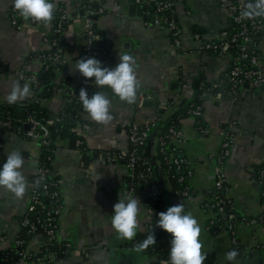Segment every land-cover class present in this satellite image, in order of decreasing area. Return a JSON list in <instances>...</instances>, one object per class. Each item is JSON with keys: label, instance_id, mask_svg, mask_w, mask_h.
<instances>
[{"label": "crops", "instance_id": "crops-1", "mask_svg": "<svg viewBox=\"0 0 264 264\" xmlns=\"http://www.w3.org/2000/svg\"><path fill=\"white\" fill-rule=\"evenodd\" d=\"M81 1L54 0V15L65 9L72 16L66 29L57 34L53 20L48 25L33 23L29 19L13 24L12 14L16 11L14 0H0V104H13L7 101L13 82L21 88L27 85L29 89L28 94L15 103L36 99V91L24 74L40 69L38 54L54 47L47 41L51 40L61 54L59 76L69 80L63 89L42 99L41 105L51 119L59 117L68 108L71 92L83 79L78 71H73L72 66L76 60L85 58L88 43ZM151 1L147 0L143 5L145 13L150 17L156 16L155 20L130 16L128 0H96V7L104 9L95 17L97 29L105 34V47L97 49L100 53L97 59L103 67L115 68L121 50L134 55L139 87L135 102L127 104L109 87L93 85L89 98L96 91H102L111 101L113 118L108 125H103L93 121L84 110L81 111L75 129L84 139L90 159L67 140L58 143L49 170L50 176L60 181L63 195L58 235L61 240L71 243L76 252L55 260L54 264H150L146 250L136 252L133 249L136 238L147 233L155 213L144 203L142 196L133 195L141 203L137 235L133 240L118 237L111 227V216L114 204L119 201V193H127L129 172L122 163L105 161L103 153L108 150L128 151L131 146L128 129L135 122H153L152 129L155 127V130L151 135L153 143L157 141L164 120L173 117L198 97L204 81L214 87L201 94L202 122L211 133L201 134L194 116L183 118L180 122L184 136L178 146L189 162L192 171L189 183L193 189L187 199L185 213L190 212L201 226L202 252L207 253L205 264H257L258 256L252 259L249 253L264 243V220L258 224L243 223L238 227L237 238L241 245L238 248L232 243L231 234L215 235L208 229L212 213L203 207V202L207 193L216 189L217 155L222 143L220 131L227 129L235 134V141L232 154L226 161L229 185L226 196L233 201L238 212L252 218L263 217L264 202L255 167L264 163V85L259 88L244 86L236 96L225 91L214 92L217 87L227 86L233 56L203 53L199 47L218 39L222 32L234 27L232 13L222 6L220 0H184L175 5V20L179 23L183 42L181 48L174 45L167 24L158 19ZM259 17L264 19V16ZM194 27L203 31L200 38L196 36ZM254 44L264 51V32L255 38ZM261 64L264 66V61ZM147 91L152 93L148 98L151 103H145L142 95ZM161 109H166L164 120L158 123ZM13 149L24 158L22 172L28 187L19 199L0 187L1 249L16 245L19 238L21 219L28 211L42 145L38 140L17 132L0 131V168ZM162 185L166 207L177 205L171 185L164 182ZM167 235L171 247L172 236ZM46 240L44 233L35 234L28 241L27 248L39 254ZM232 250H236L238 256L229 261L226 254ZM19 264L48 262L46 259L22 260Z\"/></svg>", "mask_w": 264, "mask_h": 264}, {"label": "built area", "instance_id": "built-area-1", "mask_svg": "<svg viewBox=\"0 0 264 264\" xmlns=\"http://www.w3.org/2000/svg\"><path fill=\"white\" fill-rule=\"evenodd\" d=\"M147 0H137L138 3L144 4ZM149 1V0H148ZM154 2V11L158 16V19L164 21L167 24L168 30L170 32V36L173 40L174 45L177 48H181L183 45L180 33V27L176 20L169 19L167 17H161L164 11L167 9H174L177 3L183 2L184 0H152ZM222 6L230 10L233 17V24L234 26L238 27V32L235 33L233 36L228 37V33L226 31L222 32V35L215 40L207 41L200 45L199 49L203 53L217 55L220 57H226L231 55L230 53V46L232 42H239L244 41L250 43L256 37V33L264 32V19L259 16H253L251 18L243 17L242 13L246 10L247 4L250 2L249 0H220ZM81 7L83 9L84 19H85V33L88 40V43L85 48L86 58L88 57H97L99 56V51L97 48L93 46V42L96 39H99L100 35L98 33L97 25H96V15L104 11L102 8L93 7L88 0L81 1ZM71 15L65 10L60 9L54 15L53 19V26L55 33H62L66 26L69 24L71 20ZM24 19L20 14L15 11L12 14V22L15 25H18L21 20ZM33 23H38L32 19H29ZM198 38H200L199 34H196ZM51 44L56 47V43L51 40ZM242 50H245L244 53H241L240 56L233 58V61L228 70V85L230 88L225 90L227 94L232 96H236L239 90L244 86H249L252 88H259L264 85V66L260 64V61H264V53L262 56L253 55L249 57V54L252 52L249 49H246L245 46H242ZM61 58V54L57 50L53 51H44L38 54V59L46 62V61H59ZM48 67V66H47ZM25 79L31 84L35 85L34 87L37 88L39 85V78L36 72L29 73L26 72ZM94 81L90 80L89 78L83 77L80 85L71 92L69 97V102L73 104H79L81 101L79 100V91L81 88L86 89L87 93L88 90L93 88ZM61 89H58V91ZM221 93V92H220ZM191 114L197 117L199 120L198 122V130L203 135H208L211 133V130L204 126L202 122V116L204 110L202 107L197 106L193 107L189 110ZM61 117L49 118V119H40L34 115H29L26 118L25 129H26V137L38 140L42 147L48 146L51 143V131L50 126L54 125L56 122L60 121ZM28 125V128H26ZM154 123L151 121H145L142 123L135 122L132 123L128 129V138L130 145L134 148L132 152H124V151H108L105 155V161L109 163L118 162L125 157H128V175L130 176V182L128 184L127 193L134 195L135 189L137 186L140 185V180L145 179L146 175L142 172L137 171V162L139 156L137 154V149L144 144H146L150 132ZM2 127V124H0ZM184 134L180 125H173L168 129L166 135H161L157 139L158 149L164 154V160L169 163L173 168L176 169H186L188 171L185 175L179 177V181L183 182L186 177H190L192 171L189 167V162L185 156H178L175 149L169 151V147L167 145L169 142L175 143L176 146L179 145L180 141L182 140ZM220 136L222 138L221 148L217 155V181H216V190L224 189L226 193L228 192V186L226 187L227 177H226V161L232 154V148L235 141V134L227 129H222L220 131ZM151 167H148L150 170ZM261 180L259 181L261 188L264 190V171L260 173ZM185 196H190L192 194V190L189 186L185 187L182 191ZM49 197L54 206L47 212V217H38L35 218L34 221L29 219V216L32 213H35L37 207L42 204L41 198L43 196ZM160 189L158 185L152 184L148 188V196L152 199L154 203H159L160 201ZM62 192L60 188V181L57 178H52L49 174V169H46L44 165L40 163V161L36 165V172L34 175L32 187L30 190V203L28 206V211L24 216L22 225L29 226L31 231H35L37 228L43 229L44 234L47 238L45 247L48 250L49 245H54V242L57 240L59 242L63 241L59 238L58 231H59V218L61 212L63 210V203H62ZM215 206H219L221 213H225V206L221 204V201L218 200L215 203H203V207L212 213L211 217L209 218L208 229L214 233L215 235H220L225 231L220 229L218 224L216 223V218L213 216V208ZM164 211L162 208L157 211V215L159 212ZM155 213V210H154ZM264 220L263 217L252 218L251 220L247 221L246 223H255L258 224ZM154 221V220H153ZM148 225L149 229H155V221ZM240 226V225H239ZM238 225L230 224L229 229L231 231L232 236V243L236 247H240V243L237 238V231ZM0 240H3V237L0 236ZM27 241L22 239H17L16 245L21 246L24 245L25 248L22 251V259H30L35 257L34 260H42V259H49L53 261L56 257V254L50 252L43 256H37L34 252L30 251L27 248ZM63 250L61 253L65 255H72L76 252V249L71 243L64 242L62 243ZM264 244V243H263ZM262 244L257 245L259 247ZM11 252H6L4 257H0V264H16L15 261L12 260L13 255ZM162 264H170L169 259H165L162 261Z\"/></svg>", "mask_w": 264, "mask_h": 264}, {"label": "trees", "instance_id": "trees-1", "mask_svg": "<svg viewBox=\"0 0 264 264\" xmlns=\"http://www.w3.org/2000/svg\"><path fill=\"white\" fill-rule=\"evenodd\" d=\"M88 1L89 3L92 4L93 7H96V0H88ZM161 17H167L169 19L175 20L176 19L175 10L171 8L167 9L166 11L163 12ZM194 30L195 33L199 35L202 34L203 32L198 27H194ZM225 31L228 33V37H231L238 32V27L234 26L231 29H226ZM260 34L261 33H256L255 36L258 37L260 36ZM256 37H254V40ZM254 40L250 43L244 41L232 42L229 50L233 58L240 56L241 53H244L245 50H242V46H245L246 49H249V51L252 52L251 54H249V57H252L253 55L262 56L264 51L261 50L259 47H257L256 44H254ZM53 50L54 49L51 48L50 50L47 51H53ZM39 62L41 63H40V69L38 71H33V70L28 71L29 73L36 72L39 78V85L37 86V88L34 87L35 86L34 84L32 85V87L36 91V99L23 101L21 103H13V104H5V105L0 104V114H1L0 116H1V124H2V127L0 128L1 132H17L26 137L25 135L26 129L24 122L26 121V118L29 115H34L40 119L50 118L46 113V109L41 105V100L51 97L54 93L58 91V89H63L64 85L69 79L65 77L61 78L59 76L60 69L62 68V64H60L59 62L53 60L44 62L40 59ZM261 62L262 61H260V64ZM201 86H202L201 88L202 92L198 95V97L188 102L185 105V107L180 109V111H178L173 117H169L164 120L163 118L166 109L160 110L161 117L157 119V122L159 123L164 120V123L160 128L161 130L159 137L161 135H166L168 129L171 126L181 125L180 122L183 118L194 116L189 112V110L192 109L193 107L200 106L203 108L201 94L203 93L204 90H213L214 87L210 82H205V81L202 83ZM229 88L230 85L227 84L226 87L215 88L214 92L225 91L228 90ZM89 93L90 90H88V96ZM82 110H83L82 102L79 104L69 103L68 108L59 116L61 117V120L56 122L54 125L50 126L51 143L48 146L44 145L42 147L40 160H39L40 163L44 165L46 169L50 170V168L52 167L53 160L55 158V151L58 147V143L64 140H67L71 146L80 148L83 151L84 156H87L90 159L87 152L86 144L83 141L84 139L75 129L76 121L79 119ZM195 119L197 121L199 120L197 117H195ZM154 128L151 130L150 135L155 130ZM158 147L159 146L157 141H154L152 146L153 158L149 156L148 148L146 144H144L143 146L137 149V154L139 156L137 162V171L144 173L146 175V178L140 180V185L136 187L134 196H142L144 199V203L153 211L155 210V215H154L155 229H148L147 233L139 235L136 238V245L141 243L142 240L146 238V236L150 232H154V235L157 240V244L150 246L146 250L148 251L150 264H162L163 260L169 259L170 245L168 241L167 232L156 226V222L158 221V215L156 212L159 211L160 208L166 211V200L164 197L165 192L163 190V185H162L163 182L164 184L169 183L171 185V188L173 189V196L175 197L178 204L181 203L184 205L185 210L187 208V199L189 196H185L182 193V191L185 187L189 186L193 193V189L189 183L188 177H186L183 182L179 181V177L185 175V173L188 171V168L186 169L173 168L169 163H167L164 160V154L158 149ZM168 147H169V151L175 149L174 151L178 156L180 155L184 156L181 147L176 146L175 143L169 142L167 148ZM133 150L134 148L130 146L128 152H132ZM108 151H116V150H108ZM108 151H105L103 153V157H105ZM118 162L127 166L128 157H125L124 159H121ZM154 162H156L158 166L157 170L155 169ZM149 166L151 167L150 170H148ZM261 171H264V163L255 167V173L259 181L261 180L260 177ZM129 182H130V176L128 175L127 185L129 184ZM152 184L158 185L160 189L161 195H160L159 203H154L152 199L148 196V188ZM225 185L226 187L229 186L228 183H226ZM224 189H221L219 191L216 189L210 190L207 193L203 203H207V202L215 203L218 200L221 201V204L225 206V213H221L219 209L220 207L215 206L212 211L213 216H215L216 223L218 224L220 229L224 230L226 233L231 234V231L229 229L230 224L239 226L251 220L252 217H249L245 214L238 212L234 206L233 201L226 196V191ZM261 190H262V199L264 202V190L263 188H261ZM41 200H42V204L37 207L35 213H32L29 216V219L31 221H34L35 218L37 219L40 216L43 218L47 217V212L50 209H52L54 206L52 200L45 195L41 198ZM62 203H63V198H62ZM23 219L24 217L21 219V230L19 233V239L26 240L28 242L33 236H35V234H38L40 232L44 233L43 229L40 228H37L35 231H31L29 226L22 225ZM62 243L63 241L59 242L56 240L54 242V245H49L48 250H46L47 247L44 246L42 248V251L37 256H43L50 252H53L56 254L55 259L51 261L47 258L46 260L48 264H54L55 260L65 256V254L61 253V251L63 250ZM24 248H25L24 245L18 246L15 245V243L8 248H2V249L0 248V257H4V255H6V252L9 251L12 253L13 255L12 260L15 261L16 264H19L22 260L23 261L34 260L35 257L26 260L22 259L21 253L24 250ZM239 248H241V245ZM257 256H258L257 264H264V244L260 245L259 247H254L250 251L249 253L250 258L253 259Z\"/></svg>", "mask_w": 264, "mask_h": 264}, {"label": "clouds", "instance_id": "clouds-1", "mask_svg": "<svg viewBox=\"0 0 264 264\" xmlns=\"http://www.w3.org/2000/svg\"><path fill=\"white\" fill-rule=\"evenodd\" d=\"M13 5L25 20L32 19L48 25L54 19V0H14ZM242 16L247 18L264 16V0H254V2L250 0ZM136 64L134 55L121 50L119 63L115 68L103 67L95 57L78 59L72 68L85 78L94 77L96 86L109 87L121 101L133 104L139 87ZM28 92L27 85L21 88L18 83L13 82L7 101L15 103ZM78 96L83 110L93 121L103 125L111 122L113 118L110 113L111 101L102 91H96L89 98L86 89L81 88ZM24 163L21 153L13 149L7 154L6 162L0 168V187L10 191L18 199L24 196L28 187L22 172ZM140 204L138 198L133 195L119 193V201L114 204V214L111 216V227L119 238L133 240L137 235ZM156 226L172 236L169 250L170 264H205L207 253L202 252L201 226L190 212L185 213L183 204L179 203L168 207L166 211L159 212ZM156 244L154 232H150L141 243L134 246L133 250L142 252ZM237 256L238 252L232 250L226 254V259L232 261Z\"/></svg>", "mask_w": 264, "mask_h": 264}, {"label": "water", "instance_id": "water-1", "mask_svg": "<svg viewBox=\"0 0 264 264\" xmlns=\"http://www.w3.org/2000/svg\"><path fill=\"white\" fill-rule=\"evenodd\" d=\"M128 2H129V15L130 16L138 15L139 17H143L144 20H147V19H150V18H153V20L156 19V16H152V17L148 16L145 13V9H146L145 6L143 4H138L137 0H128ZM151 5L154 6V2L153 1H151ZM173 8H175V7H173ZM98 33L101 36V38L96 39L93 42V46L95 48H97L98 50H101L102 48L105 47V34L103 32H99V31H98ZM61 47H62V45H61ZM57 48H59V47H57V46L53 47V49H55V50H57ZM84 56L86 58V53H84ZM89 79L90 80H94V77L93 78H89ZM142 95H143V97L145 99V103H151L150 99H148V98H149L150 95H152V93L147 91V92H144ZM150 105H152V104H150ZM26 128H28V125H26ZM153 140H154L153 135H150L148 140H147V142H146V146L148 148V154L152 158H153V154H152L153 153L152 152ZM154 166H155V169L157 170L158 166H157L156 162H154ZM166 210H167V207H166ZM145 252L148 253V251H145Z\"/></svg>", "mask_w": 264, "mask_h": 264}]
</instances>
